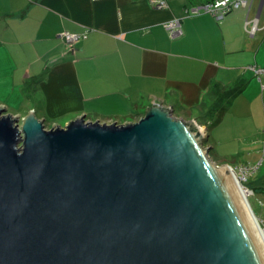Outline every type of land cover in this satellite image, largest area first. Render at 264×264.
<instances>
[{"label":"water","instance_id":"obj_1","mask_svg":"<svg viewBox=\"0 0 264 264\" xmlns=\"http://www.w3.org/2000/svg\"><path fill=\"white\" fill-rule=\"evenodd\" d=\"M194 121L48 129L0 107V264H264V228Z\"/></svg>","mask_w":264,"mask_h":264},{"label":"crops","instance_id":"obj_2","mask_svg":"<svg viewBox=\"0 0 264 264\" xmlns=\"http://www.w3.org/2000/svg\"><path fill=\"white\" fill-rule=\"evenodd\" d=\"M164 1L0 0V106L19 118L35 112L50 129L82 116L136 122L160 104L208 133L211 86L246 80L232 102L262 117L264 74L251 68H264V0L222 20L191 12L213 0ZM65 32L82 37L69 45Z\"/></svg>","mask_w":264,"mask_h":264},{"label":"rangeland","instance_id":"obj_3","mask_svg":"<svg viewBox=\"0 0 264 264\" xmlns=\"http://www.w3.org/2000/svg\"><path fill=\"white\" fill-rule=\"evenodd\" d=\"M232 101L233 99L226 100L217 114L209 117L208 133L206 129L203 133V145L210 148V157L218 166L233 163L244 190L248 192V199L252 201L255 214L264 228V112L260 117L253 107V116L250 117L239 104ZM174 116L180 118L177 112H174ZM236 163H247L251 169L252 174L247 182L240 179L239 168H235L238 165Z\"/></svg>","mask_w":264,"mask_h":264},{"label":"built area","instance_id":"obj_4","mask_svg":"<svg viewBox=\"0 0 264 264\" xmlns=\"http://www.w3.org/2000/svg\"><path fill=\"white\" fill-rule=\"evenodd\" d=\"M253 0H213L199 7L193 8L192 13L197 14L201 12L210 13L215 16L218 20H222L226 15L231 13L236 9H247L251 7ZM152 3L158 9H163L167 7L164 0H152ZM167 30L170 32L171 36H177L181 33V22L178 19L172 20L166 24ZM253 31L255 28L252 29ZM64 41L71 45L76 43L82 36L71 34L65 32L62 34ZM258 76L264 74V68H258L253 66L251 68ZM252 171L249 167H241L239 169V177L242 181L247 182L251 176Z\"/></svg>","mask_w":264,"mask_h":264},{"label":"trees","instance_id":"obj_5","mask_svg":"<svg viewBox=\"0 0 264 264\" xmlns=\"http://www.w3.org/2000/svg\"><path fill=\"white\" fill-rule=\"evenodd\" d=\"M246 86H247L246 80H238L234 85L230 86L229 88H222V87L220 88L219 85L213 84L210 88V94H211L210 96H212L213 98V104L212 107L210 108V112L208 113V116L209 117L213 115L215 116L226 100L229 99L232 100V98L240 94L242 90L245 89ZM250 202L252 204L251 200Z\"/></svg>","mask_w":264,"mask_h":264},{"label":"bare ground","instance_id":"obj_6","mask_svg":"<svg viewBox=\"0 0 264 264\" xmlns=\"http://www.w3.org/2000/svg\"><path fill=\"white\" fill-rule=\"evenodd\" d=\"M201 130L203 131V133H205V128L203 127V128H201ZM240 184H241V182H240ZM242 185V184H241ZM246 195L248 196V194L246 193Z\"/></svg>","mask_w":264,"mask_h":264}]
</instances>
